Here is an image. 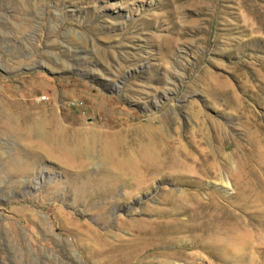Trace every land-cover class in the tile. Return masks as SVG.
Returning a JSON list of instances; mask_svg holds the SVG:
<instances>
[{"label": "rangeland", "instance_id": "rangeland-1", "mask_svg": "<svg viewBox=\"0 0 264 264\" xmlns=\"http://www.w3.org/2000/svg\"><path fill=\"white\" fill-rule=\"evenodd\" d=\"M0 264H264V0H0Z\"/></svg>", "mask_w": 264, "mask_h": 264}, {"label": "bare ground", "instance_id": "bare-ground-1", "mask_svg": "<svg viewBox=\"0 0 264 264\" xmlns=\"http://www.w3.org/2000/svg\"><path fill=\"white\" fill-rule=\"evenodd\" d=\"M147 155V157H149V160L151 161L150 163H153L152 166H154V168H156V171L158 170V172L161 170L163 173H168V168H170L168 161L172 162L173 169L179 167L180 161L177 154H170L166 157L162 152L152 150L151 153L149 151ZM144 178L146 179L147 175H145ZM122 260H124L125 262H129V260H126L125 258H123Z\"/></svg>", "mask_w": 264, "mask_h": 264}]
</instances>
